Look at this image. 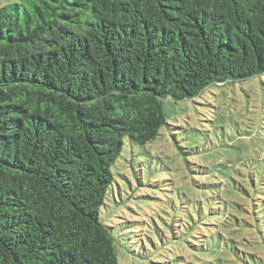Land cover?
Segmentation results:
<instances>
[{
    "label": "trees",
    "instance_id": "obj_1",
    "mask_svg": "<svg viewBox=\"0 0 264 264\" xmlns=\"http://www.w3.org/2000/svg\"><path fill=\"white\" fill-rule=\"evenodd\" d=\"M264 74V0L0 6V264H119L103 221L164 103Z\"/></svg>",
    "mask_w": 264,
    "mask_h": 264
},
{
    "label": "rangeland",
    "instance_id": "obj_2",
    "mask_svg": "<svg viewBox=\"0 0 264 264\" xmlns=\"http://www.w3.org/2000/svg\"><path fill=\"white\" fill-rule=\"evenodd\" d=\"M164 112L157 137L127 139L112 169L102 219L119 264H264V74Z\"/></svg>",
    "mask_w": 264,
    "mask_h": 264
}]
</instances>
